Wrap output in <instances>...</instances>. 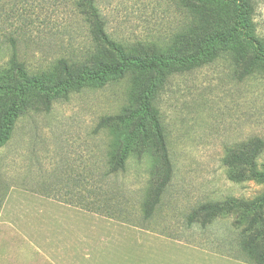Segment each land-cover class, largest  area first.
<instances>
[{
	"label": "rangeland",
	"instance_id": "rangeland-1",
	"mask_svg": "<svg viewBox=\"0 0 264 264\" xmlns=\"http://www.w3.org/2000/svg\"><path fill=\"white\" fill-rule=\"evenodd\" d=\"M90 1L111 42L170 59L142 118L149 146L124 143L147 71L32 98L0 147V252L32 262L17 264H264V181H233L224 164L264 141V0H0V70L74 68L93 50ZM208 34L217 55L180 57L179 71L175 54Z\"/></svg>",
	"mask_w": 264,
	"mask_h": 264
},
{
	"label": "trees",
	"instance_id": "trees-1",
	"mask_svg": "<svg viewBox=\"0 0 264 264\" xmlns=\"http://www.w3.org/2000/svg\"><path fill=\"white\" fill-rule=\"evenodd\" d=\"M85 8L87 10L84 13V17L89 23V35L91 43L94 45L93 50L85 54L82 61L76 62L74 68H70L68 62L65 59H61L58 63L59 68L56 74L29 75L24 65L13 59L12 65L8 70H0V147L9 138L18 116L22 113L25 114L28 110H33L35 107L34 105L36 104L32 103V98H40L39 96H41L48 99L66 95L74 85L82 86L85 83L101 82L111 75L123 73L129 67L136 68L135 71H147L149 73V84L144 85L138 96L139 108L133 111L128 110L130 117L126 118L138 117V121L136 122L135 131L124 138V143L126 147L130 143L133 144L137 134L140 151H144L145 147L149 146L146 141L147 133L143 132L145 130L143 129L142 118L150 115L146 102L155 90V77L158 74V68L163 69L168 66L170 59L166 58L167 54L154 46L153 54L148 58L143 47H140L141 51L138 52L131 48L128 49L127 46L111 42L104 32L99 13L94 9L92 2L85 4ZM208 35L207 38H200L193 42L190 48L183 53V56L175 54V64L179 65V71L183 67H188L180 65V62H182L180 57L189 60L190 65L193 61L203 63L207 57L217 55L216 50L211 52V48L214 45L210 46V43L217 40L219 34L215 36ZM14 40L15 38L11 34L4 36V41H8V43L15 44ZM170 58L173 59L172 56ZM247 71L248 69L245 70V73ZM48 102L49 100L44 104L46 108L49 106ZM155 120L156 118L152 119L154 138L164 160L168 161L165 136ZM263 150L264 141L257 138L249 149L242 148L231 152L224 160V164L236 172L230 175L229 178L236 182L252 179L264 181V170L258 171L256 169V158ZM125 160V153H123L116 160L117 166L115 168L123 169ZM165 173L167 176L164 183L170 180L169 168H167Z\"/></svg>",
	"mask_w": 264,
	"mask_h": 264
},
{
	"label": "crops",
	"instance_id": "crops-1",
	"mask_svg": "<svg viewBox=\"0 0 264 264\" xmlns=\"http://www.w3.org/2000/svg\"><path fill=\"white\" fill-rule=\"evenodd\" d=\"M4 262H7L9 264H17V263L24 262V260L19 259V255L18 254L0 252V264H5ZM25 262H31V261L30 260H26Z\"/></svg>",
	"mask_w": 264,
	"mask_h": 264
}]
</instances>
